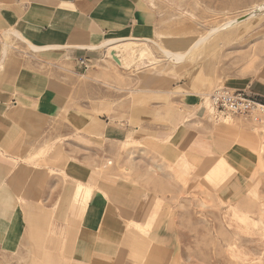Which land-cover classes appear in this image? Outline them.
<instances>
[{
    "label": "rangeland",
    "instance_id": "rangeland-1",
    "mask_svg": "<svg viewBox=\"0 0 264 264\" xmlns=\"http://www.w3.org/2000/svg\"><path fill=\"white\" fill-rule=\"evenodd\" d=\"M30 1L0 0V13ZM131 1L136 20L126 37L145 41L118 38L127 68L104 48L89 52L86 71L77 59L74 69L42 59L15 27L0 26V61L17 57L21 67L60 75L73 97L65 119L10 100V120L23 132L9 146L11 127L0 116V264H264V113L219 115L209 103L228 87L264 105L244 86L264 80V0ZM13 73L0 63V84ZM187 112L195 117L184 121ZM107 123L134 134L129 154H111L100 132ZM177 126L189 135L176 154L165 143ZM77 180L95 188L82 215ZM120 195L142 199V216L127 219L116 204L121 227L102 226L105 203ZM104 231L114 232L94 251Z\"/></svg>",
    "mask_w": 264,
    "mask_h": 264
},
{
    "label": "crops",
    "instance_id": "crops-1",
    "mask_svg": "<svg viewBox=\"0 0 264 264\" xmlns=\"http://www.w3.org/2000/svg\"><path fill=\"white\" fill-rule=\"evenodd\" d=\"M132 12L133 7L131 0H31L28 5L22 9L12 8L10 10L1 11L0 26H13L15 27L13 29L27 42L30 41L40 48L43 47L42 50L34 51L28 47L42 59L43 57L50 56L52 61H68L71 62V66L74 69V60L81 57L90 58V51L104 48L107 54L109 45L101 46V43L108 39L116 40L117 43H119L118 38H130L128 41H135L131 38L138 37H126L128 34L127 29L131 27L136 20ZM138 39L139 41H145L144 38ZM131 58H133V55ZM131 58H129V60ZM129 60L127 61L130 62L132 59ZM0 63L1 65L3 63L7 64V66L10 65V68L14 70V73L10 74V84L6 82L0 84V116L2 119L4 118L6 124L9 125V127H7H11V132L6 135L8 146L11 143H15L19 138V134L23 132L22 129L21 131L16 129L19 120H10V118H15L12 116L13 113L10 112L11 109L7 106L10 100H12V103L16 106L18 97H21L24 102L23 105H25L27 109L31 108L34 111H38V114L45 119L46 117H50V113H60V116L64 119L65 117L73 116V97L67 95L65 91L66 84L62 82L60 75L53 76L50 73H44L36 68H32L33 66L21 67V62L17 57H10L7 62L3 59ZM179 64L182 65L181 62H179ZM60 69L68 72L71 71L67 66H60ZM80 75L84 76V74ZM244 86L249 91L264 96V80L253 79ZM175 92L185 93L187 91L176 90ZM30 95L36 96V103H28L31 100ZM33 104H35L36 107H34ZM17 108L20 109V107L17 106L16 109H12V111L17 110ZM206 113L210 114L207 109ZM191 114V112L184 113V121H188L195 117ZM228 122L229 121L224 122V125H228ZM134 130L136 131L137 128ZM100 132L107 141H112L113 146L111 147V154H113V156H121L123 150L128 153L131 149V139L134 137L133 133L127 135L122 128L111 123H107L106 125L102 124ZM188 135L189 132L186 126L175 127L168 140L169 144L167 141L165 143L168 151L177 154L178 150L175 148L176 145L184 141ZM123 141H125L124 148L122 146ZM37 150L33 151L32 155H36ZM59 151L60 150H57L54 155ZM237 154V152H234L230 157L238 158ZM78 175H80L79 171ZM78 182L84 184L80 180L76 181L72 191L73 197ZM90 188L91 196L87 205L79 206L77 204L76 206V209L80 210V215L85 212L92 200L95 188L93 186ZM142 202V199L131 200L124 198L123 195H120L117 203L113 198L108 199L104 205L105 220L102 226L108 224L110 227L109 229H112V227L116 229L121 227L120 223L115 219V216L121 218L116 212V204L120 208L119 212L127 219L130 218L132 221H136L135 219L141 217L143 214L142 211L144 206ZM6 229L7 227L5 226L3 216H0V230ZM113 232H110L111 234L108 231L100 233L101 238L94 251L104 249L105 244H103V242L106 241L105 238L111 239Z\"/></svg>",
    "mask_w": 264,
    "mask_h": 264
},
{
    "label": "built area",
    "instance_id": "built-area-1",
    "mask_svg": "<svg viewBox=\"0 0 264 264\" xmlns=\"http://www.w3.org/2000/svg\"><path fill=\"white\" fill-rule=\"evenodd\" d=\"M79 67L85 71L90 65V58L81 57L77 59ZM209 103L216 114H248L250 110L257 105H261L257 102V98L248 94L243 89H231L228 87H222L214 90L209 96Z\"/></svg>",
    "mask_w": 264,
    "mask_h": 264
},
{
    "label": "bare ground",
    "instance_id": "bare-ground-1",
    "mask_svg": "<svg viewBox=\"0 0 264 264\" xmlns=\"http://www.w3.org/2000/svg\"><path fill=\"white\" fill-rule=\"evenodd\" d=\"M237 20H235V19H231V20H228V22H224L220 27H226L228 24H231V23H235ZM229 26V25H228ZM16 36H18V37H20V38H22V39H24L22 36H20V34L17 32V31H15L14 29L13 30H11ZM25 40V39H24ZM202 40V38H200V39H198L196 42H195V46H196V44H198L200 41ZM202 43V42H201ZM106 45H109V47H108V52H107V54H108V56H110L111 58H114L115 57V63L118 65V66H120V67H123V68H127V66H122L121 65V62H120V57H119V54H122L121 52H122V50H123V46L121 45V44H119V43H117L116 42V40H113V39H108V40H106L105 42H102L101 43V46H106ZM32 47L34 48V49H37V50H40V49H42V48H40L39 46H35L34 44H32ZM125 47V46H124ZM193 48V47H192ZM191 48V49H192ZM88 49H92V48H88ZM165 53H166V55L167 56H171L172 55V53L171 52H166V51H164ZM186 54H187V51H185L183 54H180V55H177V61H179V60H182L185 56H186ZM135 54H133V57H135L134 56ZM132 62V61H131ZM130 62V65L132 64ZM210 108V107H209ZM210 110V109H209ZM252 111H253V114H254V117H256V118H259L260 119V117H261V114H263L264 113V105H257V107L256 106H254L253 108H252ZM261 118H263V117H261ZM74 199H75V201L77 202V204L79 205V206H85V205H87V202H88V200H89V198H90V196H91V188L90 187H87V186H85L84 184H82V183H77V185H76V189H75V192H74Z\"/></svg>",
    "mask_w": 264,
    "mask_h": 264
},
{
    "label": "water",
    "instance_id": "water-1",
    "mask_svg": "<svg viewBox=\"0 0 264 264\" xmlns=\"http://www.w3.org/2000/svg\"><path fill=\"white\" fill-rule=\"evenodd\" d=\"M115 58V57H114Z\"/></svg>",
    "mask_w": 264,
    "mask_h": 264
}]
</instances>
